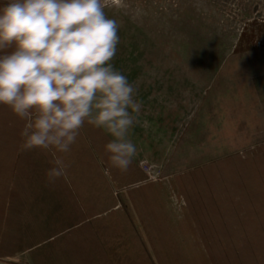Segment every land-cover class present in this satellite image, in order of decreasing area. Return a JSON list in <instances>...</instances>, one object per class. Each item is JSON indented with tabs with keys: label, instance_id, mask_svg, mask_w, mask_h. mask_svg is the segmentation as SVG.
Instances as JSON below:
<instances>
[{
	"label": "rangeland",
	"instance_id": "rangeland-1",
	"mask_svg": "<svg viewBox=\"0 0 264 264\" xmlns=\"http://www.w3.org/2000/svg\"><path fill=\"white\" fill-rule=\"evenodd\" d=\"M106 3L120 24L111 63L138 86L149 122L130 130L138 154L114 184L116 203L171 204L175 221L194 226L189 264H264V0ZM83 131L111 182V137L87 122ZM88 229L67 227L65 253L52 235L50 259L21 251L0 262L99 264L115 236Z\"/></svg>",
	"mask_w": 264,
	"mask_h": 264
},
{
	"label": "clouds",
	"instance_id": "clouds-1",
	"mask_svg": "<svg viewBox=\"0 0 264 264\" xmlns=\"http://www.w3.org/2000/svg\"><path fill=\"white\" fill-rule=\"evenodd\" d=\"M106 7V0L0 3V105L25 121V150L50 154L52 182L67 178L63 155L85 122L111 137L104 150L122 173L138 154L130 130L149 126L140 120L138 86L111 63L120 24Z\"/></svg>",
	"mask_w": 264,
	"mask_h": 264
},
{
	"label": "crops",
	"instance_id": "crops-1",
	"mask_svg": "<svg viewBox=\"0 0 264 264\" xmlns=\"http://www.w3.org/2000/svg\"><path fill=\"white\" fill-rule=\"evenodd\" d=\"M24 126V120L0 105L1 258L30 251L32 258L50 259L52 235L62 240L59 252L65 253L67 227L86 222L91 235L106 226L115 236L105 241L108 252L98 256L99 264H189L186 252L194 247V226L175 221L169 203H116L114 184L122 183L124 174L114 173L111 182L100 174L98 152L83 127L63 155L67 178L52 182L46 175L53 167L50 154L22 147ZM259 224L264 227V220Z\"/></svg>",
	"mask_w": 264,
	"mask_h": 264
},
{
	"label": "water",
	"instance_id": "water-1",
	"mask_svg": "<svg viewBox=\"0 0 264 264\" xmlns=\"http://www.w3.org/2000/svg\"><path fill=\"white\" fill-rule=\"evenodd\" d=\"M0 264H5V263L0 262Z\"/></svg>",
	"mask_w": 264,
	"mask_h": 264
}]
</instances>
